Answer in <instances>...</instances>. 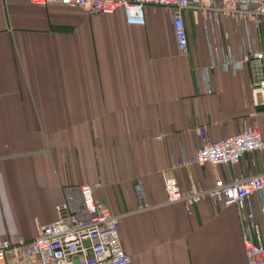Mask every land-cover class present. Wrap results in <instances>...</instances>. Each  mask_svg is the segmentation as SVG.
I'll use <instances>...</instances> for the list:
<instances>
[{
  "label": "crops",
  "instance_id": "1",
  "mask_svg": "<svg viewBox=\"0 0 264 264\" xmlns=\"http://www.w3.org/2000/svg\"><path fill=\"white\" fill-rule=\"evenodd\" d=\"M144 17L134 25L121 8L0 0V242L33 239L67 187L89 184L120 215L131 264H246L236 206L202 199L188 212L167 203L163 171L185 190L264 169V151H252L233 167L168 170L201 144L200 126L219 138L246 120L264 136V98L253 94L249 67H215L207 82L200 71L221 46L240 57L245 28L264 50V26L220 15L218 39L205 12L185 9L189 50L181 54L170 11L146 5ZM138 181L152 205L142 211L134 210Z\"/></svg>",
  "mask_w": 264,
  "mask_h": 264
},
{
  "label": "built area",
  "instance_id": "2",
  "mask_svg": "<svg viewBox=\"0 0 264 264\" xmlns=\"http://www.w3.org/2000/svg\"><path fill=\"white\" fill-rule=\"evenodd\" d=\"M36 5L61 4L79 7L88 13H112L123 10L128 24L145 23L144 7L159 5L170 11L173 37L179 53L189 50L184 11L201 10L212 21L214 32L221 38L220 15H234L255 28L264 26V0H29ZM219 57L213 56L200 68L208 81L209 71L239 70L249 67L253 80V94L264 98V50L254 46L245 28L241 55L236 58L222 46ZM201 144L188 157H176L168 170L209 163L213 166L233 167L247 152L264 151V136L260 130L242 120V128L234 134L209 138L205 126L197 128ZM167 203L181 202L188 212L202 199L218 206L235 205L242 226V241L246 264H264V169L250 176L232 172L227 179L218 178L213 187L205 188L191 182L180 188L172 173L163 171ZM138 200L136 211L149 209L141 183L135 186ZM259 197L256 215L253 195ZM53 221L39 226L36 237L28 241L4 238L0 242V264H131L130 255L122 247L118 222L119 214L112 213L93 197L92 187L82 184L67 187L62 200L55 205Z\"/></svg>",
  "mask_w": 264,
  "mask_h": 264
}]
</instances>
